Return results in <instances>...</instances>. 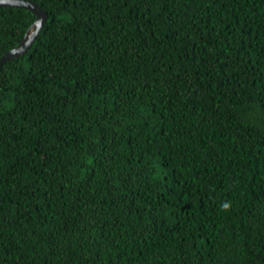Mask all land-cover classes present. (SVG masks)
I'll return each mask as SVG.
<instances>
[{
  "label": "trees",
  "instance_id": "16d2710c",
  "mask_svg": "<svg viewBox=\"0 0 264 264\" xmlns=\"http://www.w3.org/2000/svg\"><path fill=\"white\" fill-rule=\"evenodd\" d=\"M32 1L0 264H264V0ZM34 19L0 7V56Z\"/></svg>",
  "mask_w": 264,
  "mask_h": 264
},
{
  "label": "water",
  "instance_id": "95a60500",
  "mask_svg": "<svg viewBox=\"0 0 264 264\" xmlns=\"http://www.w3.org/2000/svg\"><path fill=\"white\" fill-rule=\"evenodd\" d=\"M2 6L26 8L35 15V19L33 23L29 25L19 43L15 47L4 53L2 56H0V65L5 60L11 57H16L24 54L32 44L34 38L38 34L44 21L47 18V12L32 0H0V7Z\"/></svg>",
  "mask_w": 264,
  "mask_h": 264
}]
</instances>
